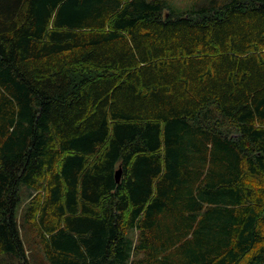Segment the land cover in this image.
Here are the masks:
<instances>
[{
  "label": "trees",
  "instance_id": "16d2710c",
  "mask_svg": "<svg viewBox=\"0 0 264 264\" xmlns=\"http://www.w3.org/2000/svg\"><path fill=\"white\" fill-rule=\"evenodd\" d=\"M24 232L43 264H264V0H0V264Z\"/></svg>",
  "mask_w": 264,
  "mask_h": 264
},
{
  "label": "rangeland",
  "instance_id": "374dc122",
  "mask_svg": "<svg viewBox=\"0 0 264 264\" xmlns=\"http://www.w3.org/2000/svg\"><path fill=\"white\" fill-rule=\"evenodd\" d=\"M162 1L167 9L175 14H180L183 13L185 11H189L193 8H197L199 6H202L208 2H210L211 0H160ZM21 202L19 203V205L17 206V215L20 214V212L22 211V209L25 206V201L26 199L23 198V195L21 196ZM29 233H22L23 236V240L24 243L27 247L28 250V259L30 261V264H43V259L41 258V255L38 251L34 250L33 247L31 246L30 242H31V236L28 237ZM30 247V249H29Z\"/></svg>",
  "mask_w": 264,
  "mask_h": 264
},
{
  "label": "water",
  "instance_id": "95a60500",
  "mask_svg": "<svg viewBox=\"0 0 264 264\" xmlns=\"http://www.w3.org/2000/svg\"><path fill=\"white\" fill-rule=\"evenodd\" d=\"M120 176H121V171H120V169H118V170L115 172V175H114V178H115V181H116V182H119Z\"/></svg>",
  "mask_w": 264,
  "mask_h": 264
}]
</instances>
